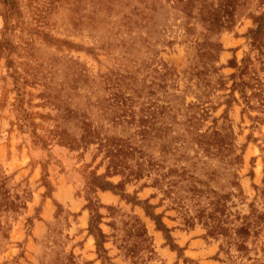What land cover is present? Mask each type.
Wrapping results in <instances>:
<instances>
[{"label": "rangeland", "instance_id": "obj_1", "mask_svg": "<svg viewBox=\"0 0 264 264\" xmlns=\"http://www.w3.org/2000/svg\"><path fill=\"white\" fill-rule=\"evenodd\" d=\"M0 264H264V0H0Z\"/></svg>", "mask_w": 264, "mask_h": 264}]
</instances>
